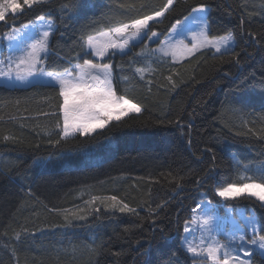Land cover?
I'll use <instances>...</instances> for the list:
<instances>
[{
	"label": "trees",
	"instance_id": "1",
	"mask_svg": "<svg viewBox=\"0 0 264 264\" xmlns=\"http://www.w3.org/2000/svg\"><path fill=\"white\" fill-rule=\"evenodd\" d=\"M68 2L50 0L18 14L14 23L9 20L13 27L30 24L41 14L54 21L57 31L46 64L50 71L63 72L84 59L95 62V57L85 55L79 37L106 23L104 14L120 11L116 8L120 0H86L90 7L62 13V4ZM165 2L151 0L156 7ZM199 4L210 9L207 19L213 36L235 34L239 63L228 56L214 59L213 50H208L183 61V66L155 61L156 71L145 73L141 80L134 68L146 65L135 53L145 39L129 55L117 54L111 61L123 65L114 68V87L118 93L127 89L141 103L142 113L113 122L92 136L77 135L55 144L58 118L62 124L58 86L0 85V233L7 232L0 236V264H193L182 245L192 209L208 199L221 204L214 190L236 179L238 161H264V139L247 130L264 136L259 133L264 127V0H178L153 30L164 38L176 20H183ZM8 30L0 23V38ZM172 67L180 72L173 76L175 88L163 79ZM148 80L153 83L148 85ZM45 112L57 115L44 116ZM5 136L10 139L4 140ZM212 167L215 178L198 184ZM169 173L184 177L181 187ZM109 195L136 208L139 216L106 211L99 201L86 203L92 196ZM164 202L159 215L149 218V204L155 208ZM225 204L234 211L253 212L264 222V208L255 200ZM65 209L88 220L72 224L75 217ZM89 246H96L99 255ZM252 260L264 264L258 254Z\"/></svg>",
	"mask_w": 264,
	"mask_h": 264
},
{
	"label": "snow or ice",
	"instance_id": "2",
	"mask_svg": "<svg viewBox=\"0 0 264 264\" xmlns=\"http://www.w3.org/2000/svg\"><path fill=\"white\" fill-rule=\"evenodd\" d=\"M177 2L178 0H166L163 5L156 7L151 0H136L134 3H124L120 0L116 3V8L120 11L112 12L111 15L104 14L106 23L79 37L82 47L86 50L85 55L95 57L96 61L84 59L82 63L77 62L63 72H59L50 71L46 67L50 41L57 31L50 17L44 14L38 15L34 22L21 27H13L9 24V20L14 23L18 14L24 13L26 9L46 5L50 3V0H0V22L8 25L9 28L3 34V38L8 41L9 54L6 58L0 59V78L8 81L14 78L20 83L42 81L49 86H58L61 98L58 112L62 115V124L58 118L55 129L58 130L59 139L55 141V144L58 145L61 140L67 141L77 135L92 136L97 129H104L112 121L119 123L130 114L142 113L141 103L130 97L127 89L124 93H118L114 87V68H123V65L114 66L111 61L117 54L129 55L132 49L138 47L145 39L151 41L157 38L158 46L148 48L145 44L135 53V56L141 57L146 65L134 68L135 74L141 80L145 79V73L156 71L152 67L155 61L183 66L184 60L195 57L197 53L203 55L208 50H213L214 59L219 58L223 61L228 56L239 63L238 58L241 53L236 51L239 42L235 34L228 31L225 34L213 36L205 15L210 9L205 4L192 6L188 15L184 16L183 20H176L168 35L163 40H159L160 34L153 30V26L162 23L166 14L174 10ZM183 2L188 3V0ZM90 6L86 0L84 3H80L79 0H69L68 3L62 4L61 12ZM254 14L249 13V15ZM247 35L253 41L256 40V36L252 33ZM132 63L136 61L133 60ZM169 72L170 74L163 79L175 88L177 84L173 76L180 75L179 69L172 67ZM122 79L128 81L129 77L124 75ZM147 83L151 85L153 81L148 80ZM160 87L165 86L160 85ZM148 91H152L151 87ZM261 111H264V103L261 105ZM42 114L57 115L56 112ZM175 123L179 124L180 121L176 120ZM247 125L248 122L245 121L244 127L247 128ZM247 130L257 138L264 139V136L259 135L253 128ZM259 133H264V127L259 129ZM9 139L8 136L4 137V140ZM207 151L211 152L213 149L208 148ZM236 167V179L217 185L214 195L221 201L255 200L259 202L260 207L264 208V161L256 164H241L238 161ZM214 173V167L208 169L204 173V178L197 183H209L215 178ZM169 176L172 174L169 173ZM183 179L182 176H172L178 188L181 187L180 180ZM97 201L105 206L106 211L111 209L122 214L130 213L139 216L136 208L130 207L128 203L115 195L92 196L86 203L94 204ZM165 203H159L155 208L149 204V218L158 216ZM206 204L208 210H202L203 204L192 209V216L185 222L183 229L185 233L183 246L186 253L193 258V264H201V262L202 264H253L251 258L254 254L264 258V222L251 213L242 214L237 218L234 208H230L227 204L216 203L212 199H208ZM220 207L225 209V216L230 217L233 224L230 231L223 233L225 237L223 240L218 238L221 233L216 227L218 217L215 213ZM49 211L59 210L49 209ZM63 211L78 219L86 218L83 215H77L76 212L69 213L67 209ZM95 211H99V208ZM65 219H68V215H65ZM197 233H199L198 236ZM0 236H7V232L0 233ZM15 238L19 240V234H16ZM99 248H104L103 242ZM89 250L97 252V247L89 246ZM97 254L99 255L98 252ZM121 254L114 253L116 256Z\"/></svg>",
	"mask_w": 264,
	"mask_h": 264
},
{
	"label": "rangeland",
	"instance_id": "3",
	"mask_svg": "<svg viewBox=\"0 0 264 264\" xmlns=\"http://www.w3.org/2000/svg\"><path fill=\"white\" fill-rule=\"evenodd\" d=\"M205 15L207 16L208 15V12L205 13ZM0 23H3V22H0ZM164 38H160V36L158 37L159 40H163ZM156 43H157V38H153V40H151V41H149V40L146 39V44L148 46L154 44L155 45L154 48H156L158 46V44H156ZM8 54H9L8 41L6 39H4L3 36H2L0 38V59L6 58L8 56ZM37 83H43V82L42 81H40V82L33 81L32 83H20V82L15 81L14 78H13L12 81H8L6 79L0 78V85H5V86L10 87V88L29 87V86H31L33 84H37ZM43 84H45V83H43ZM130 115H133V114H130ZM113 122H116V121L110 122L105 128H107ZM101 130H103V129H97V131L95 133H97V132H99ZM95 133H93L92 135H94ZM225 202H227V201H221V205L225 204ZM201 204L204 205V208L202 210H208V206L206 204V201L202 202ZM235 212H236L237 218H239V216L242 215V214H248L244 210H237ZM215 214L218 217V219L216 221V227H217V229L221 233V235L218 238L221 239V240H223V239H225L223 233L228 232V231H230L233 228L232 219L230 217H226L225 216V209L223 207L218 208L216 210V213ZM251 214L254 215V216H256L253 212H251ZM86 220H88V217L85 218V219H78V218L75 217V219L74 220H71L70 223H72V224H74V223H85L84 221H86ZM196 235L198 236L199 233H197ZM184 236H185V233L183 232V238H184ZM182 245H183V240H182ZM245 259H249V258H246L245 257ZM201 264H202V262H201Z\"/></svg>",
	"mask_w": 264,
	"mask_h": 264
}]
</instances>
